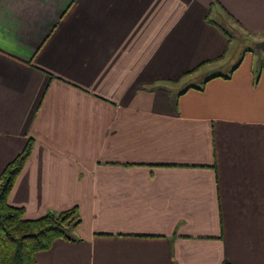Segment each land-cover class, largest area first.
Wrapping results in <instances>:
<instances>
[{"label": "crops", "instance_id": "crops-1", "mask_svg": "<svg viewBox=\"0 0 264 264\" xmlns=\"http://www.w3.org/2000/svg\"><path fill=\"white\" fill-rule=\"evenodd\" d=\"M218 20L264 0H0L7 203L80 220L36 264H264V57Z\"/></svg>", "mask_w": 264, "mask_h": 264}, {"label": "trees", "instance_id": "trees-1", "mask_svg": "<svg viewBox=\"0 0 264 264\" xmlns=\"http://www.w3.org/2000/svg\"><path fill=\"white\" fill-rule=\"evenodd\" d=\"M30 150L31 142L28 141L0 173V264H36L35 254L49 249L56 239L73 241L67 229L76 228L80 221L76 207L61 212L49 211L29 220L24 218L22 208L7 203L14 179Z\"/></svg>", "mask_w": 264, "mask_h": 264}, {"label": "rangeland", "instance_id": "rangeland-1", "mask_svg": "<svg viewBox=\"0 0 264 264\" xmlns=\"http://www.w3.org/2000/svg\"><path fill=\"white\" fill-rule=\"evenodd\" d=\"M218 17H216L213 20H216ZM218 24L224 28L227 29L230 37H231V45H230V50H229V54H233V56H239L242 52H244L243 48L246 49L245 46H247L248 49L252 50L250 51L252 55L255 56H260L259 58H263L264 57V49H262L261 51L257 52L255 49H253L252 45L253 43L245 40L243 37H234L235 34L232 31L231 27H228V25L224 26L222 24V21L218 20ZM262 63H264L263 60H261ZM70 229H67V234H70Z\"/></svg>", "mask_w": 264, "mask_h": 264}, {"label": "water", "instance_id": "water-1", "mask_svg": "<svg viewBox=\"0 0 264 264\" xmlns=\"http://www.w3.org/2000/svg\"><path fill=\"white\" fill-rule=\"evenodd\" d=\"M253 49H255L257 52L264 49V39L261 41L254 42L252 45Z\"/></svg>", "mask_w": 264, "mask_h": 264}]
</instances>
